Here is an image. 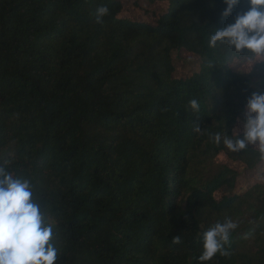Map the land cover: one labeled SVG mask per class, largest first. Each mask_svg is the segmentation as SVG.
Here are the masks:
<instances>
[{"label": "trees", "instance_id": "obj_1", "mask_svg": "<svg viewBox=\"0 0 264 264\" xmlns=\"http://www.w3.org/2000/svg\"><path fill=\"white\" fill-rule=\"evenodd\" d=\"M225 7L167 0L151 23L119 16V0H0V167L30 181L55 264H264V173L242 175L264 159L222 142L264 92V61L243 70L250 53L209 45L249 5ZM173 50L196 71L178 75ZM225 218L238 224L226 254L202 260Z\"/></svg>", "mask_w": 264, "mask_h": 264}, {"label": "clouds", "instance_id": "obj_2", "mask_svg": "<svg viewBox=\"0 0 264 264\" xmlns=\"http://www.w3.org/2000/svg\"><path fill=\"white\" fill-rule=\"evenodd\" d=\"M239 2L223 0L226 7L222 15H230ZM247 3L248 10L238 14L233 23L210 34L209 45L215 47L217 42H223L236 53H250L247 64L251 70L254 64L264 61V0H247ZM211 6H215V0H211ZM96 11L100 22L109 10L100 6ZM255 84L252 82V86ZM189 107L198 110V101L190 100ZM212 139L221 143V134L216 133ZM222 142L233 152L255 145L264 159V92H253L247 99L242 138L239 129L231 135L225 130ZM237 227L235 221L225 218L204 231L200 258L211 259L217 252L226 254L224 245L230 242V235ZM52 237L53 224L46 222L40 204L33 200L30 181L0 167V264H55L58 249L51 242ZM173 241L179 243V236Z\"/></svg>", "mask_w": 264, "mask_h": 264}, {"label": "rangeland", "instance_id": "obj_3", "mask_svg": "<svg viewBox=\"0 0 264 264\" xmlns=\"http://www.w3.org/2000/svg\"><path fill=\"white\" fill-rule=\"evenodd\" d=\"M121 1L122 11L119 16L123 18H133V19H145L153 23L155 19L152 17L150 12H162L167 7V0H156L154 3H151V0H119ZM173 64L176 68L178 75L187 76L196 71L198 66L197 56L181 51L173 50L171 53ZM243 70L248 68V64L243 62L240 66ZM246 108L244 110V113ZM243 122L244 120H239L235 123L234 130L239 129L240 133L243 132ZM251 145V144H250ZM255 148H258L255 145H251ZM215 163H223L229 166L235 167L238 170H242L243 166L239 163H233L228 159V156L224 152H220L214 159ZM248 171V170H247ZM246 171L243 168L244 175L243 180L246 182L258 181L259 175L264 173V160L255 166L254 169L249 170L250 173H245ZM245 173V174H244ZM243 182V181H241ZM230 192V189H220L215 192V197L219 199L223 194Z\"/></svg>", "mask_w": 264, "mask_h": 264}]
</instances>
